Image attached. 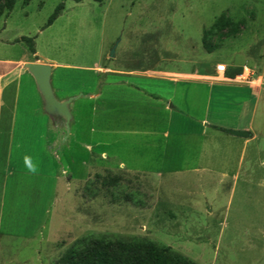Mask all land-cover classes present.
I'll return each instance as SVG.
<instances>
[{"label": "rangeland", "instance_id": "rangeland-1", "mask_svg": "<svg viewBox=\"0 0 264 264\" xmlns=\"http://www.w3.org/2000/svg\"><path fill=\"white\" fill-rule=\"evenodd\" d=\"M31 60L52 65L58 99L100 93L72 102L69 130L44 111ZM0 86V264H59L94 236L264 264V0H16L0 6Z\"/></svg>", "mask_w": 264, "mask_h": 264}, {"label": "trees", "instance_id": "trees-1", "mask_svg": "<svg viewBox=\"0 0 264 264\" xmlns=\"http://www.w3.org/2000/svg\"><path fill=\"white\" fill-rule=\"evenodd\" d=\"M30 0H22L25 5ZM76 2L82 0H74ZM102 2L103 0H93ZM16 0H0L2 9L11 10ZM64 8L63 1L56 4L54 10L47 18L44 26L50 25ZM229 22L220 17L215 24L205 34L213 30L223 28ZM235 31L234 24L231 26ZM19 40L28 45V49L33 53L34 39L29 36H21ZM59 264H196L185 255L171 251L168 246L159 245L153 241H126L123 239H110L94 236L82 239L78 245L69 247L59 259Z\"/></svg>", "mask_w": 264, "mask_h": 264}, {"label": "water", "instance_id": "water-1", "mask_svg": "<svg viewBox=\"0 0 264 264\" xmlns=\"http://www.w3.org/2000/svg\"><path fill=\"white\" fill-rule=\"evenodd\" d=\"M110 55H114V49L111 50ZM24 67L34 78L36 87L43 99L44 111L50 116L63 118L67 130H69V122L72 119L69 103L79 96H84V94L79 93L60 100L56 97L51 84L52 65L42 62H25ZM169 106L174 107L172 104ZM227 131L240 136L249 134L247 130L227 129Z\"/></svg>", "mask_w": 264, "mask_h": 264}, {"label": "crops", "instance_id": "crops-1", "mask_svg": "<svg viewBox=\"0 0 264 264\" xmlns=\"http://www.w3.org/2000/svg\"><path fill=\"white\" fill-rule=\"evenodd\" d=\"M29 62H42V63H48V62H44V61H41V60H31V61H29ZM49 64V63H48ZM51 65V64H50ZM118 69L115 71V70H113L112 71V74H117L118 75ZM31 77H32V79L34 80V78H33V76L28 72V70L26 71ZM53 72H54V69L52 68V72H51V78H52V74H53ZM134 72H139V71H127V73H126V75H133L134 74ZM23 75H24V73H22ZM23 75H21V77L23 76ZM158 78L159 79H163V80H167V79H165V78H163V77H160V76H158ZM26 80V79H25ZM35 82V81H34ZM27 83V82H26ZM121 83H123V85L122 86H124L125 88H131V89H135V90H138L136 87H135V83H133V82H128V81H125V83H124V81L123 80H119V81H117V83H116V85H118V86H120L121 85ZM127 86V87H126ZM137 86V85H136ZM139 87V86H138ZM53 88V87H52ZM1 89H2V87L0 86V91H1ZM142 89H144V88H142ZM54 90V89H53ZM144 90H146V89H144ZM147 92H149V93H152V94H154V96H151V95H146V94H144L145 96H147V99L148 100H154V101H157L158 103H160L161 105H160V111H161V114H162V117L163 118H165V116L167 117L166 119H167V122L168 121H170L171 119H172V111L171 110H168L160 101H161V98H159V96H160V94L159 93H157V92H152V91H149V90H146ZM83 94V93H82ZM99 94L100 93H97V94H94V96H86L85 94H84V96H79V97H77L76 99H74V100H72L70 103H69V109H70V112H71V114H72V110H71V104H72V102H74L75 100H77V99H79V98H81V97H83V98H90V99H96L98 96H99ZM76 95H78V94H76ZM70 96H72V95H70ZM42 97V96H41ZM69 97V96H68ZM65 99V98H64ZM27 100V99H26ZM43 100V99H42ZM60 100H62V99H60ZM15 101V104H14V106H13V112H12V119L14 118V116H15V113H14V110L16 109V105H17V103L19 102V98L18 99H15L14 100ZM43 105V104H42ZM170 107V106H169ZM172 108V107H171ZM50 116V115H49ZM53 120H54V116H50ZM56 118H59V117H56ZM72 118H73V115H72ZM72 120V119H71ZM70 120V121H71ZM54 122V128H57V125L55 124V121H53ZM70 123V122H69ZM167 127V126H166ZM226 129V128H225ZM227 129H237V128H227ZM237 130H246V129H242V128H239V129H237ZM248 131V130H247ZM59 132V137H58V139H63L64 141H67L68 140V138H69V136H70V134H71V132H68L67 134H66V132H65V130L64 131H62V130H59L58 131ZM228 132V131H227ZM167 132H165L164 131V133L163 134H166ZM248 133H249V131H248ZM232 134V133H231ZM161 136H164V135H162V134H160ZM235 135V134H234ZM247 136V135H246ZM54 142H52V146L54 145H56V142H58V141H56V140H53ZM80 144V143H79ZM80 145H82V146H84V144L81 142V144ZM90 147V146H89ZM91 148V147H90ZM102 153H103V150H101L100 151V153L98 154L99 155V157H98V155H96V156H94V157H96V159L97 158H101V155H102ZM73 162L75 161V159L74 158H72L71 159ZM80 161V163L81 164H83L84 163V159H80L79 160ZM123 164H124V162H123Z\"/></svg>", "mask_w": 264, "mask_h": 264}, {"label": "clouds", "instance_id": "clouds-1", "mask_svg": "<svg viewBox=\"0 0 264 264\" xmlns=\"http://www.w3.org/2000/svg\"><path fill=\"white\" fill-rule=\"evenodd\" d=\"M25 164H26V167L28 168L29 172L36 174L37 168H36L35 164L32 163L30 157L25 156Z\"/></svg>", "mask_w": 264, "mask_h": 264}, {"label": "built area", "instance_id": "built-area-1", "mask_svg": "<svg viewBox=\"0 0 264 264\" xmlns=\"http://www.w3.org/2000/svg\"><path fill=\"white\" fill-rule=\"evenodd\" d=\"M226 68H227L226 64H224V63H220V64H217V68H216V70H217V72H219V73H225Z\"/></svg>", "mask_w": 264, "mask_h": 264}]
</instances>
